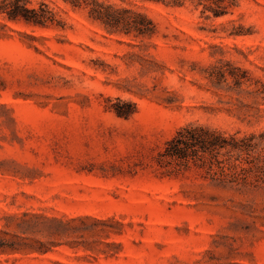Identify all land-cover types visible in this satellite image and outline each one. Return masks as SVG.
<instances>
[{"label":"rangeland","instance_id":"rangeland-1","mask_svg":"<svg viewBox=\"0 0 264 264\" xmlns=\"http://www.w3.org/2000/svg\"><path fill=\"white\" fill-rule=\"evenodd\" d=\"M40 2L62 27L0 13V235L55 245L0 264H264V0L137 1L143 38ZM190 122L254 134L253 184L159 165Z\"/></svg>","mask_w":264,"mask_h":264},{"label":"trees","instance_id":"trees-1","mask_svg":"<svg viewBox=\"0 0 264 264\" xmlns=\"http://www.w3.org/2000/svg\"><path fill=\"white\" fill-rule=\"evenodd\" d=\"M71 8H83L86 16L97 22L108 35L119 34L134 38L151 37L155 25L147 14L134 6L137 1H155L173 6H181L184 0H123L128 4H118L104 0H65ZM0 13L8 20H23L37 26H63L59 14L45 2L37 7L29 6V0H0ZM214 15L219 12L213 11ZM117 115L128 116L133 109L116 104ZM237 132L225 131L201 123H187L179 127L157 154L161 166L186 169L189 164L204 168L211 179L223 187L241 188L252 185V150L255 148L254 134L238 137ZM264 141V132L259 135ZM1 232V231H0ZM55 245L52 241L39 239L25 240L5 238L0 235V254L45 253Z\"/></svg>","mask_w":264,"mask_h":264}]
</instances>
